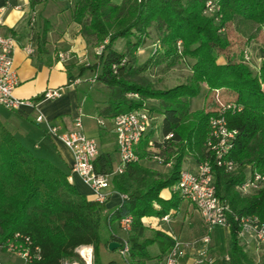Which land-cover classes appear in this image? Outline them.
<instances>
[{"label":"trees","instance_id":"16d2710c","mask_svg":"<svg viewBox=\"0 0 264 264\" xmlns=\"http://www.w3.org/2000/svg\"><path fill=\"white\" fill-rule=\"evenodd\" d=\"M208 2L214 9L211 13H206ZM71 20L80 26L83 39L91 41L94 48L103 47L96 61L82 67L76 77L90 73L100 87L108 90L99 116L112 121L116 115L144 108L147 100H157L162 115L159 134L172 138L163 144L155 141L153 149H146L145 140L138 147V154L141 161L150 162L153 154L161 156L163 163L153 161L159 165H167L173 154V163L164 176L141 161L127 165L117 175L113 174L110 155L99 154L93 162L94 173L111 175L113 190L123 196L117 208L105 213V201L87 200L68 182L69 175L61 167L25 148L14 131L0 121V246L15 233L29 237L40 249L39 260L30 264H61L62 259L73 257L74 250L81 245L93 247L95 264L101 255H106L103 264L161 261L175 241L160 232L146 238L142 219L178 208L183 200L176 192L165 202L159 193L174 186L183 159L189 155L197 164H211L215 194L228 208L229 235L224 256L230 264L246 260L239 244L241 221L255 218L264 223V188L242 197L237 186L254 173L264 175V62L254 73L243 57L238 62L232 57L218 60L220 52L229 47L224 33L227 24L250 23L255 32L264 31V0H122L120 4L111 0H76ZM152 26L161 33L153 57H172L170 65L178 59L192 61L187 83L159 90L147 81L133 79L145 70L135 66L134 54ZM133 36L135 42H128V54L113 48L118 40ZM178 42L181 50L177 49ZM127 56L130 59L126 60ZM201 85L212 93L231 92L235 95L232 103L241 108L239 112L225 114L227 128L237 132L232 149L224 158L238 168L235 173L236 168L227 172L217 166V158L205 146L208 120L216 112L189 111V100L199 96ZM128 95H136L137 99ZM154 204L160 205L161 210L156 211ZM123 219H130L126 257L118 249L108 250L109 243L123 241L118 236ZM153 245L159 250L156 257L149 255L148 248ZM260 264H264V259Z\"/></svg>","mask_w":264,"mask_h":264},{"label":"crops","instance_id":"0c3cea01","mask_svg":"<svg viewBox=\"0 0 264 264\" xmlns=\"http://www.w3.org/2000/svg\"><path fill=\"white\" fill-rule=\"evenodd\" d=\"M62 1L66 0H0L2 23L0 34L13 37L16 42L13 61L19 85L14 90L13 96L20 100L35 101L47 89H60V96L52 101L39 100L34 102L35 104L22 105L15 111L0 108V121L14 131L16 138L25 148L61 167L69 175L68 182L74 185L87 200L94 201L95 196L90 186L77 174L71 173L72 153L46 133L45 125L35 123L36 117L41 115L51 125L57 127L59 132H66L73 129L75 117L80 115L85 135L97 142L99 154L110 155L114 168H117L119 158H117L113 129L107 134L105 128L98 124L106 100L99 101L92 97L90 84L85 81L86 79H82V83L76 87L68 86L70 78L78 77L75 73L76 67L82 64V57L85 56L86 51L80 26L71 20V16L70 20L62 21V14H56L52 10L55 3ZM121 1L116 4H120ZM29 45L35 51L32 55L24 51V47ZM59 54L68 55L67 60L59 62ZM151 101L158 104L155 113L160 116V121L156 124L159 131L162 120V115L159 114V102L147 100L146 103ZM103 121L105 125L111 122ZM172 151L173 149H170L169 153ZM173 158L172 154L167 163L170 165L154 163L153 169L161 172L158 173L161 176L166 175L171 169ZM140 163L148 166L150 161ZM196 165L194 158L187 155L183 159L181 170L192 171ZM174 192V186L163 189L159 193V198L164 202L168 201ZM103 193L106 195L105 213H110L122 203L123 196L113 190L111 180L110 187ZM154 209L160 211L161 206L154 204ZM195 210L190 203L183 200L177 209H171L165 215L144 217L142 219L146 228L144 236L149 239L154 232H160L175 242H183L187 248L199 240L205 229L201 216ZM228 235L229 230L224 227L213 228L210 242L212 248L209 253L215 255L226 250ZM118 236L121 240H126L127 233L120 230ZM253 237V233L249 231L244 237H240L239 244L248 246L253 241ZM148 251L152 257L159 254L156 245L149 247ZM162 260L163 257L161 261L153 259L146 264H162ZM17 261L23 264L21 258L9 256L0 250V264H16ZM178 264H187L186 258L180 260Z\"/></svg>","mask_w":264,"mask_h":264},{"label":"built area","instance_id":"2783aa9c","mask_svg":"<svg viewBox=\"0 0 264 264\" xmlns=\"http://www.w3.org/2000/svg\"><path fill=\"white\" fill-rule=\"evenodd\" d=\"M213 11L211 2H208L206 4V13ZM176 46L178 50H181V42H178ZM15 47L16 42L13 37L0 34V108L8 111H15L20 109L22 105H31L36 102L34 100L16 99L13 96L14 90L19 85L13 61ZM102 48L99 46L96 49L97 55L100 54ZM155 48H158V45H155ZM155 48L153 53H155ZM33 49L31 45L24 47V51L28 55L34 54L35 51ZM67 58L68 55H58L59 62H64ZM244 60H247L246 55L244 56ZM85 81L92 84L95 83V78L91 76L88 79L86 78ZM81 83V78H72L68 86L73 88ZM214 93L217 94L218 90L214 91ZM59 96L60 89H47L37 98L39 100L52 101ZM214 96L219 108L215 111L216 114L208 120L209 136L205 146L208 152H211L217 158V166H222L227 172H233L236 166L224 158L232 149L237 132L227 128L225 114L228 111L239 112L241 108L234 103L222 104L219 102L218 95ZM128 97L137 99L136 95H128ZM80 117V115L75 117L73 129L66 132H59L57 127L51 125L41 115L36 117L35 123L45 125L46 133L72 153L73 163L71 173L77 174L84 183L90 186L95 196L94 201L104 202L106 195L103 191L110 187V179L107 175L94 173L93 162L99 156V148L97 142L94 139L88 138L83 132V124ZM111 122L115 135L117 158H119L118 166L113 174H122L127 165L138 164L141 161L138 154V147L145 140L148 141L146 142V149H153L155 141L163 144L172 138V135L160 136L158 128L156 127L155 118L145 108L116 115ZM98 124L102 128L106 127L103 120H99ZM151 158L157 163H163V158L157 154H153ZM167 165H170V163ZM262 188H264V175L259 173H254L237 186V190L242 197L253 195ZM174 191L182 200L190 203L201 216L205 227L202 242L206 246L211 242L213 228L221 226L228 229V208L215 194L214 173L208 161L198 163L192 171L182 170L177 182L174 184ZM241 223L242 230L239 237L244 232L251 231L256 241L264 244V223H260L255 218L244 219ZM120 228L123 232L127 233L130 229V219H123L120 223ZM125 241H121L122 243L118 248L119 254L122 257H126L129 253V246ZM0 250L9 254V256L12 255L21 258L23 264H30L32 261H38L40 258V249L38 246H34L29 237L19 233H15L11 238L5 240L2 246H0ZM181 255L182 245L179 242H175L163 256L162 264H178ZM94 256V249L91 245H81L74 250L73 257L62 259L61 264H95ZM203 262L204 260L200 258L196 261V264H203Z\"/></svg>","mask_w":264,"mask_h":264},{"label":"rangeland","instance_id":"374dc122","mask_svg":"<svg viewBox=\"0 0 264 264\" xmlns=\"http://www.w3.org/2000/svg\"><path fill=\"white\" fill-rule=\"evenodd\" d=\"M118 1L119 0H111V2L114 4H116V2ZM184 1L186 0H183V2ZM75 2L76 0H66L55 3V7H53L52 10L56 14H62V21L66 22V20H70L71 15L69 14H71ZM224 28V33L228 39L229 47L220 52L221 56L219 57L218 61L223 62L226 59L232 57V60L234 62H238L241 61L246 55L247 60H244L245 64L249 66V68L254 73H257L262 64V60H264V31L255 32V27H253V25H251L250 23H240L238 25L229 23ZM156 30L157 29L155 26H152L149 29L147 37L144 38V43L134 54V60L136 61L135 66L143 67L145 68V70H143L142 73L140 72L134 75L133 79L137 82L147 81L155 89L159 90L169 89L170 87L173 88L176 85L187 83L188 79L191 76V60L178 59L173 65H170L171 61L174 58H164L163 55H159L158 57L152 56L155 45L161 39V33ZM128 42H130V44H133L135 42V36L129 38L128 40H118L117 42H115L113 48L119 53L128 54ZM84 45L86 51L85 56L82 57V64H78L77 66L79 67H76L75 71V73L78 75L82 67H86L87 65L92 64L96 61V49L98 47L94 48L92 46L93 43L91 41H86L85 39ZM128 59H130L129 56H127L126 60ZM90 77L91 74L87 73L81 75L80 78L88 79ZM90 92L92 97L95 100L99 101L106 100L107 95L109 94L107 89H104V87L102 86L100 87V85H98L97 83L90 84ZM214 95H218L219 102H221L222 104L232 103L235 101V95L227 90H218V93L215 94L214 91L212 93V91L207 90L204 85H201L199 96L189 100V111L194 112L201 109H204L209 113L217 111L219 105H217ZM151 104L155 105V107ZM156 105L158 104L155 101L148 102L145 104V109L152 113L157 124L160 121V116L155 113L157 112ZM104 131H106L107 134L112 131V122H108ZM149 165L152 166V168L155 167L154 162H150ZM237 170L238 168H236L234 173L237 172ZM247 233H249V231L244 232L242 237H244V235ZM204 234L205 229L203 235L198 238L199 240L194 244L189 245L187 248L184 246L185 244L183 242L180 243L182 245V255L180 257V260L186 258L187 264H196V261L201 258L204 260L203 264H230L231 262L228 260L227 256H224L223 251L215 255L209 253L212 246L210 244L206 246L202 242ZM241 247L243 248V251L246 255V260L242 262L234 261V263L232 264H260L262 259H264V244L258 243L255 237H253V241L248 246L241 244ZM103 257H106V255H104ZM103 257L101 255L97 258V264L104 263ZM16 264H19V262L17 261Z\"/></svg>","mask_w":264,"mask_h":264},{"label":"water","instance_id":"95a60500","mask_svg":"<svg viewBox=\"0 0 264 264\" xmlns=\"http://www.w3.org/2000/svg\"><path fill=\"white\" fill-rule=\"evenodd\" d=\"M120 247V244L119 243H116V242H111L109 243L108 245V250L109 251H114L115 249H118Z\"/></svg>","mask_w":264,"mask_h":264}]
</instances>
